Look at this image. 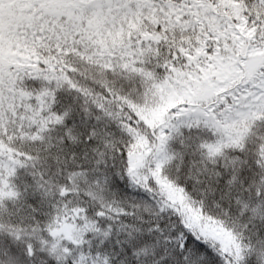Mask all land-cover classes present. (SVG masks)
Here are the masks:
<instances>
[{
    "label": "snow or ice",
    "instance_id": "snow-or-ice-1",
    "mask_svg": "<svg viewBox=\"0 0 264 264\" xmlns=\"http://www.w3.org/2000/svg\"><path fill=\"white\" fill-rule=\"evenodd\" d=\"M0 264H264V0H0Z\"/></svg>",
    "mask_w": 264,
    "mask_h": 264
}]
</instances>
